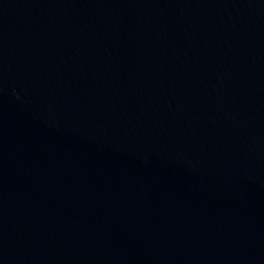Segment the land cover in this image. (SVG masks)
<instances>
[{"label":"water","instance_id":"water-1","mask_svg":"<svg viewBox=\"0 0 264 264\" xmlns=\"http://www.w3.org/2000/svg\"><path fill=\"white\" fill-rule=\"evenodd\" d=\"M0 264H264V0H0Z\"/></svg>","mask_w":264,"mask_h":264}]
</instances>
